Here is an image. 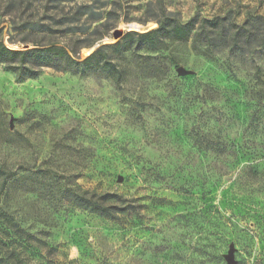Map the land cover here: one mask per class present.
I'll use <instances>...</instances> for the list:
<instances>
[{
  "label": "rangeland",
  "instance_id": "374dc122",
  "mask_svg": "<svg viewBox=\"0 0 264 264\" xmlns=\"http://www.w3.org/2000/svg\"><path fill=\"white\" fill-rule=\"evenodd\" d=\"M89 2L114 11L90 47L121 24L151 31L164 15L218 28L156 44L121 28V47L105 48L118 80L47 66L21 78L0 63V205L52 264H227L230 246L236 264H264V24L249 22L246 48L228 46L231 24L264 16V0ZM26 14L0 16L7 47L43 39L15 28ZM74 191L125 201L107 217L79 207Z\"/></svg>",
  "mask_w": 264,
  "mask_h": 264
},
{
  "label": "trees",
  "instance_id": "16d2710c",
  "mask_svg": "<svg viewBox=\"0 0 264 264\" xmlns=\"http://www.w3.org/2000/svg\"><path fill=\"white\" fill-rule=\"evenodd\" d=\"M42 1L44 14L40 19H33V11L38 12V6ZM90 0H0V16H12L17 13L26 14V18L16 23L15 28L28 30L34 35L43 38L32 41L33 46L21 50L7 47L0 38V63L21 78H32L38 74L37 67H53L58 70L67 68L75 72H85L93 68L106 71L113 79L118 80L120 70L107 59L105 48H120V42L100 45L90 55L79 60L77 53L81 47H90L93 43L105 35V27L112 17L113 10H102L107 4L95 8ZM53 6L49 8L48 3ZM70 6L68 12L64 11L65 5ZM54 9V10H52ZM53 13L49 15L47 13ZM106 13V14H105ZM59 16V17H58ZM218 20L202 19L199 27L194 31L196 19L192 18L186 23H180L171 15H164L158 19V26L147 32H131L127 35L136 34L137 38L149 44H156L163 39L176 41L188 40L193 32V40L196 41L202 34L209 37V32L218 28ZM250 21L264 24V16L248 15L244 22L239 25L232 23L228 36L229 48H246L252 36V24ZM15 23V22H14ZM64 34L76 35L71 37L72 42L59 44L57 39ZM36 37V36H35ZM264 37V36H263ZM260 45H263L262 43ZM8 178H3L1 190L7 185ZM70 197L82 208L91 209L101 215L114 217V202L125 201L119 194L103 193L88 194L87 192H71ZM33 236L20 225V223L0 205V264H52V260L45 258L40 251V246Z\"/></svg>",
  "mask_w": 264,
  "mask_h": 264
},
{
  "label": "water",
  "instance_id": "95a60500",
  "mask_svg": "<svg viewBox=\"0 0 264 264\" xmlns=\"http://www.w3.org/2000/svg\"><path fill=\"white\" fill-rule=\"evenodd\" d=\"M128 31H136V30H128ZM142 33L143 32H146V30H143L141 31ZM123 36V30L121 28H116L112 31L111 33V38H108V37H104L101 41H99L97 43L96 46H93V47H90V48H87V49H84V52H86L87 54H85V57L90 55L91 53H93L96 48L99 46V43L102 42V44H105V43H108V42H111V41H115L117 42L121 37ZM30 48L29 45H25L21 50H25V49H28ZM176 71L179 75H185V74H188L189 71L184 69L183 67L181 66H178L176 68ZM226 259V262L227 264H236V261L234 259V251H233V247L230 246L229 248V251H228V254L227 256L225 257Z\"/></svg>",
  "mask_w": 264,
  "mask_h": 264
},
{
  "label": "bare ground",
  "instance_id": "6f19581e",
  "mask_svg": "<svg viewBox=\"0 0 264 264\" xmlns=\"http://www.w3.org/2000/svg\"><path fill=\"white\" fill-rule=\"evenodd\" d=\"M154 25L153 22H149L147 23V25L143 26L141 24L138 23H129V24H121L120 27L121 28H125L127 30H147V28L152 27ZM84 52V50H83Z\"/></svg>",
  "mask_w": 264,
  "mask_h": 264
}]
</instances>
